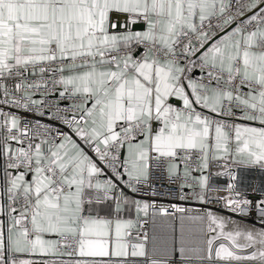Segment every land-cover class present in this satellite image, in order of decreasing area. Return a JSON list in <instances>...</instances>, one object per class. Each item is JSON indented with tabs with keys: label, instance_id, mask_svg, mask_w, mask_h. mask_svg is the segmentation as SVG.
<instances>
[{
	"label": "snow or ice",
	"instance_id": "snow-or-ice-1",
	"mask_svg": "<svg viewBox=\"0 0 264 264\" xmlns=\"http://www.w3.org/2000/svg\"><path fill=\"white\" fill-rule=\"evenodd\" d=\"M0 264H264V0H0Z\"/></svg>",
	"mask_w": 264,
	"mask_h": 264
}]
</instances>
